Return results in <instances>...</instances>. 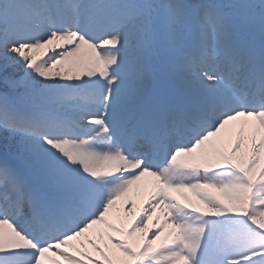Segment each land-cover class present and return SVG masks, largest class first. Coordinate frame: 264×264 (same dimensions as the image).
I'll list each match as a JSON object with an SVG mask.
<instances>
[{
    "label": "snow or ice",
    "instance_id": "6c2138e0",
    "mask_svg": "<svg viewBox=\"0 0 264 264\" xmlns=\"http://www.w3.org/2000/svg\"><path fill=\"white\" fill-rule=\"evenodd\" d=\"M0 264H264V0H0Z\"/></svg>",
    "mask_w": 264,
    "mask_h": 264
},
{
    "label": "rangeland",
    "instance_id": "374dc122",
    "mask_svg": "<svg viewBox=\"0 0 264 264\" xmlns=\"http://www.w3.org/2000/svg\"><path fill=\"white\" fill-rule=\"evenodd\" d=\"M21 74H22V70H21ZM189 195H191V194H189ZM143 199H144V197H142V196L141 197H134L135 203L137 205V207L134 209L135 212H139V207H140V204H141ZM130 219H131V217H129V220ZM149 224L151 225V221L149 222Z\"/></svg>",
    "mask_w": 264,
    "mask_h": 264
}]
</instances>
